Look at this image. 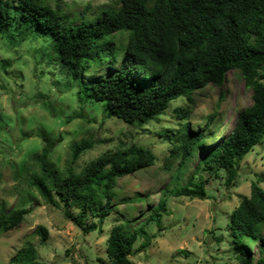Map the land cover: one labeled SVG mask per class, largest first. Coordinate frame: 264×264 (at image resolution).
I'll return each mask as SVG.
<instances>
[{
	"label": "trees",
	"instance_id": "16d2710c",
	"mask_svg": "<svg viewBox=\"0 0 264 264\" xmlns=\"http://www.w3.org/2000/svg\"><path fill=\"white\" fill-rule=\"evenodd\" d=\"M69 14L50 0H0V33L15 45L18 37L20 42L38 36L51 39L49 65H59L71 89L79 87V101L104 103L108 118L152 127L172 101L185 97L194 104L195 92L212 84L223 86L232 71L239 72L252 90L251 106L239 113L233 130L215 147L209 148L204 134L214 123L212 114L202 130H193L189 122L179 124V139L174 140L170 130L159 133L170 139L168 158L178 160L176 172L160 192L148 221L138 227L127 221L113 225L106 258L97 259L98 264H136L132 257L147 252L156 237L146 226L150 221L160 224L170 214L172 198H210L204 178L199 176L202 168L215 176L226 172L230 187L239 175L240 162L264 139V0H122L118 7H107L95 18L84 14L71 18ZM125 35L126 43L120 42L119 36ZM105 66L114 69L110 75L83 84L85 73ZM174 112L182 123L192 115L188 107H176ZM37 135L45 145L37 157L40 174L32 176L31 185L47 205L60 210L85 235L103 231V223L116 211L119 180L157 162L154 148L133 144L104 154L77 172L74 165L94 148V141L84 140L72 147L71 161L61 172L51 156L63 136L54 140L45 131ZM198 151L204 157L183 184L187 165ZM261 183L264 176L252 182L250 195L241 197L227 223L235 264H264ZM140 196L137 193L128 200L133 203ZM31 211L23 207L0 215V233L17 228ZM34 234L40 237V244L49 239L44 226H38ZM256 243L257 259L251 254ZM38 258L37 249L27 244L14 261L40 264Z\"/></svg>",
	"mask_w": 264,
	"mask_h": 264
},
{
	"label": "rangeland",
	"instance_id": "374dc122",
	"mask_svg": "<svg viewBox=\"0 0 264 264\" xmlns=\"http://www.w3.org/2000/svg\"><path fill=\"white\" fill-rule=\"evenodd\" d=\"M50 1L60 4L71 18L78 14L95 18L107 7H118L122 0ZM119 38L126 43L127 35ZM30 39L34 40L20 42L18 37L15 45L0 33V215L23 207L32 209L21 225L6 234L0 233V264H16L15 257L27 244L37 249L40 264H98V258H106V242L113 225L127 221L138 227L146 223L161 197L160 192L176 172L178 160L168 158L170 139L159 137V133L170 130L173 139H179V124L189 122L193 130H202L212 114L214 123L204 134L209 148L215 147L233 130L239 113L251 106L252 90L245 86L239 72L232 71L223 86L212 84L195 92L194 104H189L185 97L172 101L169 110L152 127L127 124L106 117L104 103L79 101L76 96L79 87L71 89L59 65H49L51 39L39 36ZM111 67L85 73L83 84L99 82L117 64L114 69ZM176 107L190 108V119L183 123L177 120ZM41 131L54 140L60 135L64 138L51 156L61 172L71 161L72 147L84 140L94 141V148L74 165L77 172L100 156L133 144L154 148L157 162L119 180L114 200L116 211L103 223V231L85 235L60 210L47 205L31 185L32 176L39 175L41 170L37 159L45 145L37 135ZM203 157L204 153L198 151L191 158L183 184ZM199 176L204 178L210 198H172L170 214L160 224L150 221L146 226L156 237L147 252L132 257L136 264L236 263L227 223L241 197L250 195L252 182L264 176V139L240 162L239 175L230 187L224 171L215 176L202 168ZM261 186L264 188L263 183ZM137 193L142 196L133 204L128 198ZM38 226L49 231L45 244H40V237L34 234ZM258 245L254 244L251 251L255 259L259 257Z\"/></svg>",
	"mask_w": 264,
	"mask_h": 264
}]
</instances>
